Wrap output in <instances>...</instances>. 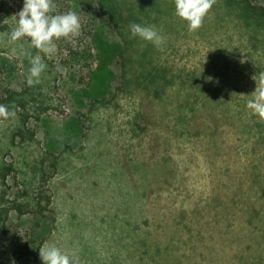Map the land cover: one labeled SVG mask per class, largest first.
<instances>
[{
	"label": "rangeland",
	"instance_id": "obj_1",
	"mask_svg": "<svg viewBox=\"0 0 264 264\" xmlns=\"http://www.w3.org/2000/svg\"><path fill=\"white\" fill-rule=\"evenodd\" d=\"M7 1L0 104L15 116L0 117V264H43L45 243L79 264H264V120L246 107L264 78L252 8L264 0H214L193 31L174 0H54L80 29L39 53L32 86L38 50L9 40L24 0ZM133 22L154 25L162 47L132 37ZM101 27L121 46L107 65ZM100 62L113 75L94 96Z\"/></svg>",
	"mask_w": 264,
	"mask_h": 264
},
{
	"label": "clouds",
	"instance_id": "obj_2",
	"mask_svg": "<svg viewBox=\"0 0 264 264\" xmlns=\"http://www.w3.org/2000/svg\"><path fill=\"white\" fill-rule=\"evenodd\" d=\"M213 2L214 0H174V12L187 22L188 30L193 31L200 27ZM55 7L54 0H24L22 9L15 14L16 26L10 32L9 40L15 42L21 37H29L30 46L38 50L36 55L29 58L30 67L26 79L29 86L41 82V73L46 68L39 53L43 52L51 57L57 51L56 40L62 37L70 38L80 29V19L75 11L54 14ZM129 28L132 37H139L157 48L162 47L165 37L154 25L133 22ZM251 94L246 107L253 115L264 120V78L257 81V86ZM14 116L15 111L0 104V117ZM39 255L43 264H79L74 253L62 250L55 243L42 245L39 248Z\"/></svg>",
	"mask_w": 264,
	"mask_h": 264
},
{
	"label": "trees",
	"instance_id": "obj_3",
	"mask_svg": "<svg viewBox=\"0 0 264 264\" xmlns=\"http://www.w3.org/2000/svg\"><path fill=\"white\" fill-rule=\"evenodd\" d=\"M89 1L90 0H71V3H75V5L73 4V7L75 9H78V8H82V5H85L86 3H89ZM3 3L0 2V5L2 7H5V5H8L9 8H12V5L10 4V1H7L6 2L7 4H5V3L3 4ZM99 3H100L101 9H103L104 5H105V1L104 0H99ZM55 5H56V7L53 10L54 14L58 13V10H59L58 3L55 2ZM252 8H253L254 14L257 16V18H259V19L264 21V8L263 7L262 8L261 7H257V6H253ZM93 37H95L94 39H95V41L97 42V44L99 46L100 56L103 57V58L101 57L102 58L101 61H103V62L106 61L109 58H114L117 55V53L120 50V48H121L120 44L111 43V42H109L106 39V34H105L104 27H101V29H99V30L96 29L95 34H93ZM32 51H37V49L35 47H33ZM72 54L75 55L76 57H78L77 58L78 60H80V58H82L85 55V53H82L81 51H77V52L71 51V55ZM107 63H108V61H106V65H107ZM100 64H101V62H100ZM100 64L98 65L99 68L94 70L92 72V75H91L92 76V82L95 81V85H92V88L89 89V92H93L92 95H94V96H98V94H100L102 92V89H103V87L106 84L105 83V78L111 77L113 75V72L112 73L109 72V70L107 69V66H104L103 63L101 65ZM86 94H84V91H83V95H86ZM123 172H124V170H123ZM113 220H114V218H113ZM40 231H41V233L42 232L43 233L46 232V230L45 231L44 230L43 231L40 230ZM33 234L35 235L36 239H39L41 237V234H39V232L35 231ZM148 246L149 245L146 244V242H143V247H145L144 249L147 252H149L147 250Z\"/></svg>",
	"mask_w": 264,
	"mask_h": 264
}]
</instances>
